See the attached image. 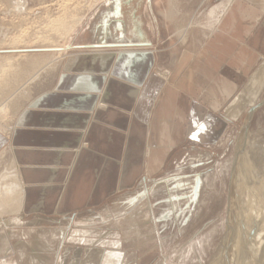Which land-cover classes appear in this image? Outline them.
Here are the masks:
<instances>
[{"label":"crops","instance_id":"obj_1","mask_svg":"<svg viewBox=\"0 0 264 264\" xmlns=\"http://www.w3.org/2000/svg\"><path fill=\"white\" fill-rule=\"evenodd\" d=\"M224 1L200 47L183 48L179 58L170 46L166 64L154 49L155 17L137 9L153 8V0H107L87 47H120L116 58L75 54L28 86L34 97L0 128V205L8 202L0 206V264H10L16 230L103 206L160 170L175 143L217 144L228 122L250 107L264 71V0ZM252 71L248 93L238 94ZM208 76L216 89L206 85ZM200 89L202 97L192 99ZM35 235L30 260L43 261L46 234Z\"/></svg>","mask_w":264,"mask_h":264},{"label":"rangeland","instance_id":"obj_2","mask_svg":"<svg viewBox=\"0 0 264 264\" xmlns=\"http://www.w3.org/2000/svg\"><path fill=\"white\" fill-rule=\"evenodd\" d=\"M106 1L0 0V108L8 99L11 103L13 95L17 99L15 106L9 103L10 109L1 115L2 129L13 121L11 115L34 97L28 86L45 74H54V63L66 62L75 54H111L116 58L120 47H87L94 25L104 15ZM222 1L153 0V8L137 9L141 16L155 17L160 41L154 49L167 64L170 46L179 58L183 48L200 47L202 34L213 21L211 13L221 9ZM184 32L186 38L181 37ZM42 68L45 71L29 83ZM253 72L242 79L238 94L248 93L246 86ZM212 79L208 76L206 85L216 89L210 84ZM254 84L250 107L231 118L217 144L175 143L160 170L146 173L145 181L140 179L127 193L116 192L103 206L76 216L50 217L41 229L33 225L29 231L16 230L11 237L13 251L5 260L10 264H220L233 243V238L225 240L229 224L233 221L237 229L233 234H241L240 225L248 218L251 202L264 197V105L254 112L247 132L244 130L248 110L264 99V71L257 74ZM201 95L200 89L191 97ZM234 99L218 113L225 114ZM237 149L244 152L246 168L232 192ZM39 231L46 234L49 247L43 252V261H31L32 246L28 244L38 241L35 233Z\"/></svg>","mask_w":264,"mask_h":264},{"label":"bare ground","instance_id":"obj_3","mask_svg":"<svg viewBox=\"0 0 264 264\" xmlns=\"http://www.w3.org/2000/svg\"><path fill=\"white\" fill-rule=\"evenodd\" d=\"M18 1V0H17ZM231 0H229L228 1V3L230 2ZM226 7H227V5L225 4V5H221V9L219 8L218 10H214V11H212V13H211V16L213 17V19H214V24L213 25H215L216 24V22L217 21H215V20H218L219 18H220V16L223 14V11H224V9H226ZM222 10V11H221ZM22 11V10H21ZM221 12V13H220ZM80 20H82V19H79L78 21H76V23L78 24V22H80ZM212 27H214V26H212ZM71 29H72V27H71ZM211 29V28H210ZM184 36V35H183ZM183 41V40H182ZM60 54V53H59ZM36 58V57H35ZM40 58V57H39ZM38 59V58H37ZM41 59V58H40ZM40 59H38V60H40ZM32 60H34V59H32ZM31 60V61H32ZM37 60V61H38ZM47 60V59H46ZM57 61V60H56ZM45 62V61H44ZM43 62V63H44ZM35 63V62H34ZM46 64V63H45ZM48 64V63H47ZM56 65H57V63H54L52 66H54V67H56ZM47 66V65H46ZM44 68V67H43ZM43 68L42 69H39V72L37 71V73L32 77V78H30L31 80L29 81V83H31V82H33L35 79H36V77H37V75L38 74H40V72L43 70ZM43 71H45V70H43ZM26 85V84H25ZM17 93V92H16ZM13 97L15 98V99H13V98H11V99H13L12 101H11V103H13L12 105H14V102H16L17 101V99H16V97L13 95ZM5 101H7V100H5ZM8 101H10L9 99H8ZM7 101V102H8ZM5 103V105H3V103H2V107L0 108V120H2V118H1V115L3 114V112L7 109H10V108H8V106H10L11 105V103H10V105H9V103ZM15 106V105H14ZM99 107L100 108H105L106 106L105 105H103L102 103H100L99 104ZM11 111V110H10ZM8 112V111H7ZM8 114V113H7ZM1 128V127H0ZM241 150L242 149H240L239 151H238V149H237V151L239 152L238 153V157H237V163H235L236 165V167H235V170H234V173H233V176H232V186H231V191L232 192H234V191H236V184L238 183V181H240V180H238V176H239V174H240V172L242 173V171H244V169L246 168H244L243 169V167L246 165L245 164V157H244V155H241V154H243L242 152H241ZM243 151V150H242ZM239 154H240V156H239ZM252 163H254V162H252ZM251 164V163H250ZM251 166V165H250ZM250 169H251V167H250ZM253 169V168H252ZM251 169V170H252ZM8 174V173H7ZM257 174V173H256ZM260 174V173H259ZM6 175V174H5ZM241 176V175H240ZM239 176V177H240ZM1 177V176H0ZM4 177V176H3ZM5 178V177H4ZM3 178V179H4ZM8 177H6V179H7ZM4 182V181H3ZM2 182V185L5 183L6 184V182H4L3 183ZM10 183V182H9ZM13 183V182H12ZM0 184H1V182H0ZM4 184V185H5ZM7 185V184H6ZM5 185V186H6ZM234 185V186H233ZM4 186V187H5ZM10 186H11V184H10ZM13 186H14V184H13ZM12 186V187H13ZM15 186H16V184H15ZM14 186V187H15ZM8 187H9V185H8ZM13 187V188H14ZM19 187V186H18ZM17 186H16V188H18ZM240 187V186H239ZM0 188H2V187H0ZM4 190V189H3ZM9 190H12L11 188H9ZM2 191V190H1ZM3 192V191H2ZM7 192V191H6ZM14 192H15V189H14ZM8 193H9V191H8ZM11 193H12V191H11ZM233 194V193H232ZM231 193H230V195H232ZM1 195H2V193H1ZM0 195V196H1ZM3 196V195H2ZM7 197H8V195H6ZM11 196H12V194H11ZM16 196H18V195H16ZM4 197V196H3ZM4 198L5 200L6 199H8V198ZM233 197V196H232ZM234 198V197H233ZM1 199V198H0ZM14 199V198H13ZM18 199V198H17ZM232 199V198H231ZM258 199H260V198H258ZM234 200V199H233ZM14 201H16V199L14 200ZM0 202H2V200L0 201ZM11 202H12V200H11ZM8 202H4V203H2V205H0L1 207H3L4 205H5V207H7L8 205H6ZM231 203H233V202H231ZM10 205V204H9ZM251 205H252V207H249L248 208V211H247V213H246V215H248L247 217L248 218H244V220H245V222L243 221V223H241V225H240V227H241V229H240V231L239 232H241V234H237L236 233V235L235 234H233V232H234V230H237L235 227H234V222L232 221L231 222V224H229L230 225V227H229V229H228V232H227V236H226V238H225V240L226 241H229L230 240V238H233V243L230 245L231 246V250H230V254H226V255H224V259H222V257L220 258V259H222V262L220 263V264H264V197L263 198H261L260 200H256V201H252L251 202ZM250 205V206H251ZM12 207H13V204L11 205ZM232 206H233V204H232ZM4 208V207H3ZM2 208V209H3ZM247 210V209H246ZM1 211V210H0ZM3 211H4V209H3ZM5 212V211H4ZM245 212V211H244ZM234 214V213H233ZM233 217V216H232ZM239 225V224H238ZM228 237V238H227ZM226 245V244H225ZM224 247H226V246H224ZM225 249V248H224ZM224 249H222V252L223 253H225L223 250ZM228 249V248H227ZM227 252V251H226ZM222 254V253H221ZM223 256V255H222Z\"/></svg>","mask_w":264,"mask_h":264},{"label":"water","instance_id":"obj_4","mask_svg":"<svg viewBox=\"0 0 264 264\" xmlns=\"http://www.w3.org/2000/svg\"><path fill=\"white\" fill-rule=\"evenodd\" d=\"M264 105V99L261 101V102H259L258 104H256L255 106H252L249 110H248V112H247V114H246V118H245V123H244V130H245V132H247V128H248V126H249V123H250V121H251V119H252V116H253V114H254V112L259 108V107H261V106H263ZM228 217V216H227ZM227 228H228V225H227ZM227 228H226V231H227ZM226 233V232H225Z\"/></svg>","mask_w":264,"mask_h":264}]
</instances>
